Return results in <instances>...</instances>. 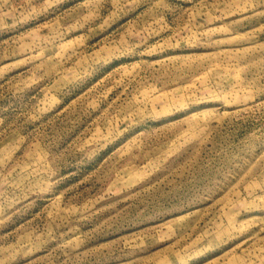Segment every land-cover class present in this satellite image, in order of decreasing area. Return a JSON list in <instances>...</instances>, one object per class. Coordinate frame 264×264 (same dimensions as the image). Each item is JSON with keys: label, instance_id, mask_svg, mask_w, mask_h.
I'll return each instance as SVG.
<instances>
[{"label": "rangeland", "instance_id": "374dc122", "mask_svg": "<svg viewBox=\"0 0 264 264\" xmlns=\"http://www.w3.org/2000/svg\"><path fill=\"white\" fill-rule=\"evenodd\" d=\"M0 264H264V0H0Z\"/></svg>", "mask_w": 264, "mask_h": 264}]
</instances>
